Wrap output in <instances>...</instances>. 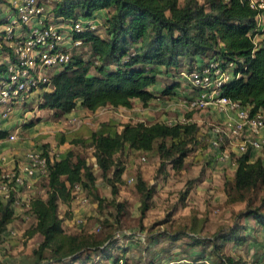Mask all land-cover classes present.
Here are the masks:
<instances>
[{
  "label": "trees",
  "instance_id": "16d2710c",
  "mask_svg": "<svg viewBox=\"0 0 264 264\" xmlns=\"http://www.w3.org/2000/svg\"><path fill=\"white\" fill-rule=\"evenodd\" d=\"M42 1L45 5L49 2ZM53 1L50 9L57 21L80 16L96 18L95 12L99 10L105 11L106 17L102 22L103 34L95 30L80 34L83 44L90 45L94 59L86 61L73 54L72 60L52 76L50 88L43 93L39 108L51 109L55 116L61 117L77 105L91 111L106 105L130 108L138 99L148 106L157 96L155 86L160 77L176 79L174 84L161 90L163 94L176 93L183 71L215 56L223 64H236L234 77L224 83L223 93L243 106L252 105V111L259 107L264 109V48L253 51L248 34L256 23L257 10L251 8L247 0H183L182 3L179 0ZM191 114L187 112L186 116ZM34 123L30 121L26 127ZM198 132L199 126L193 120L172 124L163 121L121 123L114 118L99 121L85 137L79 132H55L57 144L67 142L68 146L58 157H48L46 195L33 196L27 206L35 224L26 230V234L42 235V240L31 250L32 263L111 264L122 258L124 264H130L125 255L127 245L115 237L116 232L98 237L94 233L70 232L64 226L65 217L71 212L66 211V215L61 216L59 201L69 205L73 185L80 183L89 190L93 188L95 178L86 159L72 146L92 147L95 165L116 196V182L121 181L125 169L121 155H157L161 167L170 164L175 171H180L187 155L198 143ZM7 134V130L0 131V138ZM41 146L47 152L48 143ZM234 157V172L224 176L223 181L226 202L230 204L244 200L247 190L264 186V158L251 157L248 152ZM136 189L143 216L151 206L156 187L139 173ZM189 190L190 187L184 190L182 199ZM12 201V198L0 200L1 241L2 233L13 217ZM115 206L117 210L123 209L120 202ZM263 207L264 196L257 206L247 200L244 209L235 213L233 223L219 226L209 235L202 234L196 219L188 227L169 232L170 246H181L178 242L181 239H186V245L179 253L165 257L166 264H190L185 260L204 256H208L213 264H249L247 258L226 254L223 246L226 242L241 244L247 240L246 225H238V217L252 216L264 226ZM203 222L204 219L200 220L202 226ZM165 248L154 252L146 264L159 263Z\"/></svg>",
  "mask_w": 264,
  "mask_h": 264
},
{
  "label": "rangeland",
  "instance_id": "374dc122",
  "mask_svg": "<svg viewBox=\"0 0 264 264\" xmlns=\"http://www.w3.org/2000/svg\"><path fill=\"white\" fill-rule=\"evenodd\" d=\"M179 1L183 2V0ZM54 3L53 0H49L47 3L48 14L54 15V11L50 9ZM103 12L106 14L105 11ZM4 14L6 13L2 10L0 16ZM99 17V25L95 31L103 34L104 16ZM73 53L80 55L86 61L94 59L90 45L86 43L76 48ZM175 80L170 76L160 77L157 86H155L158 90L155 92L159 96L158 98L154 97L148 106H144L140 100L135 99L130 108L106 105L91 111L79 106L72 115L58 117L53 114L51 109L42 108L39 110L35 101L30 106L16 109L9 118V120L19 119L18 125L27 130L30 129L29 126L26 127L28 122L38 123L31 130L30 135L47 134L48 139L54 143L56 140L53 136L54 132L64 130L67 133L79 132L85 137L90 135L99 121L107 118H114L121 123L126 121L176 123L184 121L187 112H196L194 119L191 120L199 126V139L187 155L184 167L180 171H175L170 164L161 167L157 155H121L125 169L121 181L116 182L118 189L116 196L111 192V186L102 176L100 168L95 165L92 147L79 144L72 146L77 154L86 159L95 178L93 188L89 190L82 188L83 193L88 197L86 203L77 201L74 196H72L69 205L59 201L58 211L61 216L64 217L66 211L71 212L69 217H65L64 226L70 232L94 233L98 237L127 229L131 232L133 239L128 240L124 237L121 241L127 245L125 255L130 264L148 263L153 253L163 249L164 246L166 248L161 251L162 258L157 264H166L165 257L179 253L186 245V239H181L178 241L181 242V246H170L168 240H170L171 234L169 232L181 227H188L190 222L196 219L197 225H200L203 230L202 234L209 235L219 226H229L233 223L235 213L244 209L247 200L253 206H257L264 196V186L257 185L245 192L244 200H238L232 204L226 202V192L223 187L224 176L231 174L234 165L231 162L225 164V161H218L215 158L216 150L212 146L210 134L212 124L219 122L220 119L215 116L214 112H208V109L189 110L187 108L192 91L187 79L181 75L180 81H178L180 87L176 89V93L174 91L169 94L161 92L163 88L174 84ZM191 116L193 115L191 114ZM7 140H4L6 145L10 144L12 149V141ZM60 146L61 149H64L68 144ZM225 147L230 151L228 144ZM230 154L234 159V152L230 151ZM139 173L147 182L156 187L151 206L143 216L140 212V194L136 189ZM109 175L111 176L110 172ZM205 176L210 179L208 183L202 180ZM34 185L36 186L35 195L44 197L47 188L46 179L39 178ZM189 187L188 194L182 199L184 190ZM202 190L205 191L202 192ZM116 202H120L123 209L117 210ZM15 207L27 216L16 215L13 220L15 223L12 226L15 234L4 239L5 241L0 240V264H33L31 256L33 246L27 244L26 236V230L32 217L28 214L25 203L15 205ZM78 219L81 221L79 222ZM202 219H204L203 226L200 223ZM236 221L238 225H246L247 240L241 244L226 242L223 246L225 253L233 255L235 258L244 257L249 260L258 258L259 254L264 253V243L263 245L258 244V247L254 244L264 241V226L257 223L252 216H241L236 218ZM97 225L100 226V229L96 228ZM151 235H154L153 238ZM181 263L185 264V262ZM77 264L81 263L77 262Z\"/></svg>",
  "mask_w": 264,
  "mask_h": 264
},
{
  "label": "built area",
  "instance_id": "2783aa9c",
  "mask_svg": "<svg viewBox=\"0 0 264 264\" xmlns=\"http://www.w3.org/2000/svg\"><path fill=\"white\" fill-rule=\"evenodd\" d=\"M247 3L257 10L256 23L248 34L254 51L264 48V0H247ZM6 4L4 20L0 21V131L6 130L3 123L16 109L30 106L35 101L39 107L43 93L50 88L52 76L62 70L72 60L73 51L82 46L80 34L95 30L99 25L97 18L81 16L57 21L54 15L48 14L42 0H8ZM235 66L234 62L223 64L212 56L181 74L192 91L187 108L208 109V112L212 110L221 114L219 122L211 126V143L218 161L232 160L233 163L235 157L233 159L230 151L234 152V156L248 152L251 157L264 158V109L259 107L252 111V105L243 106L223 93L224 83L234 77ZM184 119L180 122L194 118ZM16 136V132L12 131L6 138L14 140ZM227 144L230 151L225 147ZM59 153L50 149L47 152L42 148L30 149L23 154V166L2 167L0 200L12 198L14 206L24 203L28 206L33 196H39L35 195V181L30 178L46 179L48 157H58ZM82 188L80 183H75L72 196L86 203L88 197ZM96 228L100 229V226ZM124 236L128 240L133 239L130 231L115 233L119 240ZM259 255L249 264H264V253ZM185 261L190 264H213L208 256ZM124 263L119 258L111 264Z\"/></svg>",
  "mask_w": 264,
  "mask_h": 264
},
{
  "label": "crops",
  "instance_id": "0c3cea01",
  "mask_svg": "<svg viewBox=\"0 0 264 264\" xmlns=\"http://www.w3.org/2000/svg\"><path fill=\"white\" fill-rule=\"evenodd\" d=\"M4 1H8V0H4ZM4 1L2 2L0 0V7L2 8L3 11H5L6 13V3H4ZM2 10L0 11V15H1V12ZM95 15H96V18L97 20L100 19L99 16H104V18L106 17V14L103 12V10H99L97 12H95ZM4 16H0V21H3L4 20ZM99 21V20H98ZM157 89V88H156ZM157 94V93H156ZM158 94L156 96V98H158ZM154 99V98H153ZM80 105H77V107H75L70 113H68L67 115L65 116H70L73 114L74 110L76 108H78ZM42 108H40L39 110H41ZM210 112H214L215 113V116L217 117H221V114H217V112L215 111H210ZM195 113L196 112H193L192 115L193 117L195 116ZM208 114V113H207ZM213 114V113H212ZM210 115V114H209ZM18 121L19 119H8L6 120L4 123H3V129H6L9 132H12V131H15L16 132V138L14 140H7L9 142L12 141L13 143V148L11 149L10 148V144L6 145V142L4 141L5 139H7L6 137L4 138H0V167L2 169L3 168H10V167H13V166H23L24 165V158H23V154L27 151V150H30V149H36V148H42L43 147L41 146V144L43 143H48V149L52 150V151H59L60 153L63 152L64 149H61V146L62 144H57L56 140L55 142L53 143L52 140H49L48 139V135L47 134H38L37 136H31L30 133H31V130L36 127V125L38 123H34L33 125L29 126L30 129L27 130V129H24L23 127L21 128L20 125H18ZM14 122V123H13ZM28 127V126H27ZM65 131V130H64ZM62 131V132H64ZM19 133V134H17ZM55 132L53 133V136H54ZM67 143V142H66ZM64 143V144H66ZM68 144V143H67ZM54 145V146H53ZM59 153V154H60ZM237 155V153L235 154ZM226 163L225 164H231L234 165L233 167L235 168V162L233 163L232 160H228V161H225ZM218 168V165L216 166ZM234 168H232V172L231 174L234 172ZM31 181H37L38 178L34 177V178H30ZM203 182L205 183H208V181H210V179H208L206 176L202 178ZM199 187H204V186H199ZM205 190H202V192H204ZM13 208V217H12V220L10 222L7 223L6 225V230L2 233V236H1V239L3 241L6 240V238L8 237H11L15 234V230H14V233H11V230L12 229V226L14 225L15 221L14 218L16 215L18 214H23V215H26L27 214H24L23 212L21 213L20 210H18L17 207L15 206H12ZM32 217V220L28 226V228L31 226V225H34L35 224V219L33 216ZM27 228V229H28ZM27 236V244L30 245L31 244V247L32 249L37 246L39 244V242L42 240V235L39 234V233H34L33 235L31 236ZM5 239V240H4ZM264 241H262L261 243L257 242L255 243L254 245L256 247H258V244H262L263 245ZM31 249V250H32Z\"/></svg>",
  "mask_w": 264,
  "mask_h": 264
}]
</instances>
